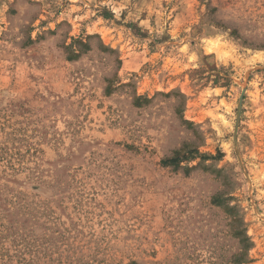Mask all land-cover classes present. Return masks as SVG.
I'll return each instance as SVG.
<instances>
[{"label": "rangeland", "instance_id": "obj_1", "mask_svg": "<svg viewBox=\"0 0 264 264\" xmlns=\"http://www.w3.org/2000/svg\"><path fill=\"white\" fill-rule=\"evenodd\" d=\"M0 264H264V0H0Z\"/></svg>", "mask_w": 264, "mask_h": 264}, {"label": "water", "instance_id": "obj_2", "mask_svg": "<svg viewBox=\"0 0 264 264\" xmlns=\"http://www.w3.org/2000/svg\"><path fill=\"white\" fill-rule=\"evenodd\" d=\"M244 91L245 89L243 88L241 94H240V97H239V100H238V109H237V114H236V121H235V126H234V136H233V141H234V145H236V136H235V133H236V130H237V127H238V121H239V117H240V108H241V102H242V99H243V94H244ZM236 152H237V148H236Z\"/></svg>", "mask_w": 264, "mask_h": 264}, {"label": "trees", "instance_id": "obj_3", "mask_svg": "<svg viewBox=\"0 0 264 264\" xmlns=\"http://www.w3.org/2000/svg\"><path fill=\"white\" fill-rule=\"evenodd\" d=\"M166 161H167V160H166ZM171 161H172V159H171ZM245 240H247V241H248V239H246V238H245Z\"/></svg>", "mask_w": 264, "mask_h": 264}]
</instances>
